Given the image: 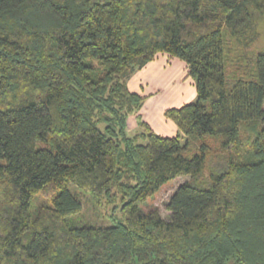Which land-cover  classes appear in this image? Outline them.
<instances>
[{
	"label": "trees",
	"instance_id": "16d2710c",
	"mask_svg": "<svg viewBox=\"0 0 264 264\" xmlns=\"http://www.w3.org/2000/svg\"><path fill=\"white\" fill-rule=\"evenodd\" d=\"M256 14L264 0H0V264H264V51L230 70ZM160 53L196 100L165 112L176 136L141 115L129 136L147 98L128 80ZM182 176L170 220L142 208ZM72 185L118 221L75 223Z\"/></svg>",
	"mask_w": 264,
	"mask_h": 264
},
{
	"label": "rangeland",
	"instance_id": "374dc122",
	"mask_svg": "<svg viewBox=\"0 0 264 264\" xmlns=\"http://www.w3.org/2000/svg\"><path fill=\"white\" fill-rule=\"evenodd\" d=\"M256 20V36L251 45L244 48L235 45L237 50L242 52H232L234 60L230 63L231 71L251 64V60L264 51V17L256 14ZM128 85L131 91L147 98L140 111L128 117L129 136L142 131L137 115H141L154 132L163 137H174L180 132L178 127L165 117V112L196 100L195 81L188 77V66L184 61L160 53L152 63L135 72L129 78ZM185 144L186 140L183 141V145ZM195 151L196 142L188 146L185 154L193 155ZM189 180L190 177L182 176L167 182L156 195L142 205V208L145 211L158 210L164 219L170 220V211L167 208L169 201L178 187ZM70 190L83 204L81 212L72 217L78 225L110 227L120 218L119 203L110 206L106 203L100 204L92 194L83 193L74 185Z\"/></svg>",
	"mask_w": 264,
	"mask_h": 264
},
{
	"label": "crops",
	"instance_id": "0c3cea01",
	"mask_svg": "<svg viewBox=\"0 0 264 264\" xmlns=\"http://www.w3.org/2000/svg\"><path fill=\"white\" fill-rule=\"evenodd\" d=\"M152 63V62H151ZM150 64V63H149Z\"/></svg>",
	"mask_w": 264,
	"mask_h": 264
}]
</instances>
